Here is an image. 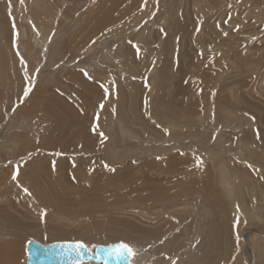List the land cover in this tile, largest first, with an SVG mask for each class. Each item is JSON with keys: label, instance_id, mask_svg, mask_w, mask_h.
I'll return each instance as SVG.
<instances>
[{"label": "rangeland", "instance_id": "rangeland-1", "mask_svg": "<svg viewBox=\"0 0 264 264\" xmlns=\"http://www.w3.org/2000/svg\"><path fill=\"white\" fill-rule=\"evenodd\" d=\"M45 1L32 26L0 0V237L21 264L31 241L264 264V0Z\"/></svg>", "mask_w": 264, "mask_h": 264}, {"label": "water", "instance_id": "water-1", "mask_svg": "<svg viewBox=\"0 0 264 264\" xmlns=\"http://www.w3.org/2000/svg\"><path fill=\"white\" fill-rule=\"evenodd\" d=\"M245 244L247 242L244 240ZM81 243V242H54L51 244H42L38 241H31L26 246L27 262L26 264H135L134 255L123 253L117 254L114 246L123 242H115L108 245L88 246L79 255L69 253L62 245Z\"/></svg>", "mask_w": 264, "mask_h": 264}, {"label": "bare ground", "instance_id": "bare-ground-1", "mask_svg": "<svg viewBox=\"0 0 264 264\" xmlns=\"http://www.w3.org/2000/svg\"><path fill=\"white\" fill-rule=\"evenodd\" d=\"M45 0H24L23 3H20V6H19V9H24V8H27V9H32V13H31V16L30 17H23V20L26 21L27 23H29L30 25L34 26L36 25V23H40L41 21L45 20L48 16V14L51 12V10L49 9L48 5H47V2L44 3ZM42 4H44V6H41ZM34 12V13H33ZM45 12V13H44ZM46 32L48 33L49 29H50V25L47 26V27H44ZM45 32V39L47 38V33ZM35 35H38V34H35ZM21 38H23V32L20 31V35H19ZM36 40L38 41L39 38L36 37ZM23 45V44H22ZM21 45V46H22ZM23 48V47H22ZM95 100V99H94ZM87 103V102H86ZM85 104V103H84ZM118 104V102H117ZM103 105L105 107H107L108 105H106L105 103H103ZM117 105H113V107L116 108ZM85 109H87V111L90 109L88 105H85L84 107ZM108 108V107H107ZM120 108V107H119ZM123 133H125V129L123 130ZM131 136V135H130ZM132 137V136H131ZM42 145V144H41ZM46 145V144H45ZM22 146H23V150L27 149L29 145V143H22ZM49 146V145H48ZM43 149V147H41ZM50 148V147H49ZM45 149V148H44ZM48 149V148H47ZM1 180V179H0ZM9 180V179H8ZM154 222V221H153ZM142 226V225H141ZM156 226V225H155ZM144 227V229H146L148 226H142ZM140 227V228H142ZM151 227V226H149ZM134 229H137V226L134 227ZM144 229H138L139 233L142 235L144 234V236H147V235H153V234H157V231H160L161 229H158L157 231H153L150 233V231L147 233L146 230ZM132 230V228H131ZM168 232V231H167ZM161 234V233H160ZM121 235V234H120ZM151 235V236H152ZM158 235V234H157ZM156 235V236H157ZM261 236H264V233H260ZM125 236V235H124ZM119 237V236H118ZM117 238V236H116ZM124 242V241H123ZM189 242V241H188ZM18 241L15 239L13 240H9V239H6V238H1L0 237V264H21V262L23 261L22 260V256H21V253L18 251ZM115 243V242H113ZM108 244H112V243H108L105 244V245H108ZM167 244V243H166ZM20 245V244H19ZM27 246V244H25ZM96 245H100V244H94V245H89V246H96ZM168 245V244H167ZM157 245V247L154 249V252H163L164 250H167L169 245ZM172 245V244H171ZM182 245V244H181ZM250 246V245H249ZM214 247V246H213ZM133 248V247H132ZM153 248V247H152ZM20 249V248H19ZM22 249V248H21ZM193 251V249H192ZM249 251H250V255L254 257L255 253H254V248L253 247H250L249 248ZM26 253V247H25V251ZM135 252V250H134ZM141 254V253H139ZM175 255V254H174ZM139 256V255H138ZM136 256V253H135V257L133 259L134 263L135 264H138L141 262V257H138ZM141 256V255H140ZM164 258V257H163ZM22 260V261H21ZM159 260V259H158ZM160 261V260H159ZM27 262V253H26V260L23 264H26ZM147 262V261H146ZM157 262V261H156ZM85 264H91V263H85ZM102 264V263H101ZM158 264V263H157Z\"/></svg>", "mask_w": 264, "mask_h": 264}, {"label": "snow or ice", "instance_id": "snow-or-ice-1", "mask_svg": "<svg viewBox=\"0 0 264 264\" xmlns=\"http://www.w3.org/2000/svg\"><path fill=\"white\" fill-rule=\"evenodd\" d=\"M21 3L24 2V0H20ZM18 33H17V38H18ZM225 35H227V33H225ZM19 54V53H17ZM21 63L25 65V68H27V64L24 61L23 57H21ZM37 73L39 72V69L36 70ZM87 74V73H85ZM28 73L27 71H25V76H27ZM89 79H91V77H89ZM34 86V85H33ZM33 86H29L27 87L24 92H23V96L24 98H27L29 93L32 91V87ZM105 94H107L108 89H104ZM101 108L104 107L103 103H101L100 105ZM95 131V128L93 129ZM165 131H167V129H165ZM101 136H103V133H100ZM104 139L106 140L107 137H104ZM56 155H60V153H56ZM105 167H108L107 165H105ZM111 171H115V169H110ZM19 174V169H16V174H14L12 176L13 180L17 179V175ZM25 193H28L29 195H31V193L29 192V190L27 188L23 189ZM44 215H46V211L44 213ZM237 224H239V218H237ZM62 247H65L69 253H76L77 255H79L81 253V251L85 248V245L81 242V243H73V244H66V245H62ZM114 250L117 252V254L122 255L123 253H128V255H134V249L128 244V243H120L118 245L114 246Z\"/></svg>", "mask_w": 264, "mask_h": 264}]
</instances>
